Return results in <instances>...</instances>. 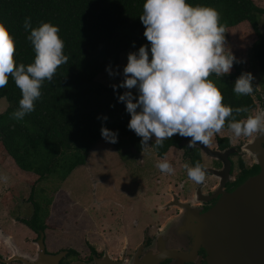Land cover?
I'll return each mask as SVG.
<instances>
[{
	"label": "trees",
	"instance_id": "obj_1",
	"mask_svg": "<svg viewBox=\"0 0 264 264\" xmlns=\"http://www.w3.org/2000/svg\"><path fill=\"white\" fill-rule=\"evenodd\" d=\"M144 3L145 0H0V23L14 39L17 64L28 65L35 57L27 39L30 31L23 27L26 17L31 18L33 27L41 22L59 27L63 51L69 57L67 63L58 67L51 82L44 81L42 95L34 102L35 110L22 120L11 117L22 98L14 80L9 77L7 86L0 88V99L7 102V108L0 113V151L6 170L19 183L30 187L32 214L17 221L35 233L40 231L45 236L53 201V196L47 195L48 189L40 187V183L51 180L62 184L76 168L83 166L89 152L102 139V126L118 133L113 145L123 162L133 159L143 149L141 137L128 128L131 117L125 104L118 101L124 88L117 87L114 91L96 78L118 66L122 55L127 59L128 53L138 52L142 45L148 47L151 58L150 42L139 19ZM186 3L216 9L225 29L247 22L256 36L249 54L264 79V36L258 28L264 9L252 0H186ZM242 72V67L234 64L230 74L209 77L221 91L224 105L249 109L237 119L256 108L253 82L252 95L238 96L233 91L234 82ZM262 85L264 88V80ZM132 93L134 97L138 95L137 90ZM104 116L106 121L101 119ZM222 130L229 131L227 126ZM181 140L182 136L174 134L160 147L155 142L148 145L159 158H164L171 148H181L178 145ZM216 143L220 149L230 146L228 138H216ZM184 160L190 165L196 162L202 165L198 149L186 151ZM56 190L57 187L53 191ZM39 236L40 233L36 240Z\"/></svg>",
	"mask_w": 264,
	"mask_h": 264
},
{
	"label": "clouds",
	"instance_id": "obj_2",
	"mask_svg": "<svg viewBox=\"0 0 264 264\" xmlns=\"http://www.w3.org/2000/svg\"><path fill=\"white\" fill-rule=\"evenodd\" d=\"M139 19L150 42L151 58L145 45L138 52L128 53L124 79L112 87L114 91L117 87L129 90L119 95L118 101L125 104L131 117L128 128L141 137L143 148L153 136L155 146L160 147L174 134L190 137L189 147L197 142L208 145L225 126L233 138L264 135V111L237 119L249 109L224 105L221 91L209 79L212 74H230L234 62H239L225 46V28L216 9L193 6L186 0H145ZM23 27L30 31L27 39L35 52L34 61L28 65L16 63L14 39L0 23V88L6 87L11 77L20 89L19 108L11 113L16 120L35 110L44 81L51 82L58 67L69 59L59 27L49 22L33 27L30 17L25 18ZM107 70L109 75L115 74ZM253 80L251 73L242 72L234 82V93L252 95ZM132 89L137 90L136 97ZM101 119L106 121L107 117ZM101 136L116 143L118 133L102 126ZM156 167L164 173L174 172L167 160L158 161ZM183 167L189 179L204 182L206 173L199 162Z\"/></svg>",
	"mask_w": 264,
	"mask_h": 264
},
{
	"label": "rangeland",
	"instance_id": "obj_3",
	"mask_svg": "<svg viewBox=\"0 0 264 264\" xmlns=\"http://www.w3.org/2000/svg\"><path fill=\"white\" fill-rule=\"evenodd\" d=\"M252 1L264 9V0ZM258 28L264 36V15L261 16ZM224 40L225 46L239 61L234 64H239L244 72L251 73L256 89L264 94V88L260 86L263 84V74L249 54V48L256 40L251 26L244 22L225 29ZM126 64L127 59L122 55L119 65L111 68L114 75H109L106 70L98 75L96 80L106 87L119 85L124 79L123 68ZM234 64L230 73L234 71ZM124 90L129 91L125 88ZM6 108V100L0 99V113ZM250 114L255 115L256 112L252 111ZM219 137H226L232 143L246 138L244 136L233 138L230 131H221L214 134L208 146L214 148L215 138ZM154 142L153 136L147 143ZM201 156L204 164L210 165V158L202 153ZM128 160L123 162L113 143L102 138L89 152L86 163L76 168L62 184L51 180L40 183V187L48 189L47 195L53 196L44 237L46 247L51 250L100 249L103 241L109 236L108 230L115 232L121 229L119 221L124 216L129 218L135 216L140 219L148 217L151 222L154 220L153 223H157L165 213L155 207L167 199L165 192L168 189L173 187L174 191L182 195L181 187L184 186L188 193H191L198 185L188 178L183 167L186 162L179 148H171L164 158H159L148 145L133 159ZM161 160H167L174 172L171 174L161 172L156 167L157 162ZM204 182L206 185L203 187L206 190L212 187L215 181L213 177L206 175ZM55 187L57 190L53 191ZM29 188L28 185L19 183L6 170L0 151V232L9 236L19 249L36 253L33 256L35 258L40 250L35 244L37 236L27 226L17 221V218H29L32 214ZM175 208L176 211L179 210ZM179 223L178 221L173 223L175 228H179ZM1 241L0 239V252L3 251Z\"/></svg>",
	"mask_w": 264,
	"mask_h": 264
},
{
	"label": "flooded vegetation",
	"instance_id": "obj_4",
	"mask_svg": "<svg viewBox=\"0 0 264 264\" xmlns=\"http://www.w3.org/2000/svg\"><path fill=\"white\" fill-rule=\"evenodd\" d=\"M260 86L262 87L263 85ZM255 90L256 94L253 98L256 103V108L253 111L258 113L264 111V94L260 93L256 87ZM187 141L189 142L188 139ZM250 143H253L250 147L252 154L244 150V147ZM229 145L228 148L220 149L215 138V146L212 148L219 151H224L229 148L235 149V153H232L228 158L231 162V171L230 179L225 183V191H229L231 188L238 186L246 178L259 171L260 167L256 161H264V135L254 133L236 143H232L229 140ZM179 149L182 150L183 158L186 156V151L190 152L187 147H181ZM210 160V165L206 166L202 158L203 168L222 169V162ZM206 175L213 177L215 181L213 186L206 190L204 189L205 182L196 185L197 187L191 193H188L187 188L184 186L181 187L183 191L182 195L174 191L173 187L168 189L165 192L167 199L155 207L156 209L160 208L165 213V216L158 219L157 223H153L154 220L151 222V219L148 217L140 219L135 216L131 218L124 216L119 221V228L121 229L118 231L115 230V232L108 230V232L110 231L108 233L109 236L103 241L100 249L87 248L86 250H79L69 248L51 250L45 244V253L49 255L48 257L59 255L52 259L53 261H57V264H208L205 250L202 246L195 243V240L187 234L186 230L179 226V228H175V225H172L170 228L168 227V229L165 228L166 223L178 217L177 215L180 211H176V208L173 206L162 209L163 206L177 203L172 198V194L177 199L188 202L193 201L194 193L202 188L200 189L199 200L195 204L202 211H207L216 202L215 199H210L212 195L211 190L219 184V179L212 174ZM165 229L166 231H164ZM33 233L36 236L39 233L41 234L40 231ZM43 237H45L44 234ZM35 254L30 253V256L33 257ZM7 259V251L5 255L0 253V264H5L2 260ZM31 262L33 263V261ZM18 263L20 264L18 261H12L8 264ZM33 264H36V261Z\"/></svg>",
	"mask_w": 264,
	"mask_h": 264
},
{
	"label": "water",
	"instance_id": "obj_5",
	"mask_svg": "<svg viewBox=\"0 0 264 264\" xmlns=\"http://www.w3.org/2000/svg\"><path fill=\"white\" fill-rule=\"evenodd\" d=\"M252 144H247L244 150L250 152ZM178 145L187 147L189 151L198 149L208 158L222 162L223 167L221 170L204 168L206 174H212L219 179V184L211 190L210 199H215V204L207 211L197 207L195 202L199 200L202 188L194 193L193 201L184 202L172 194L177 203L171 206L177 207L181 213L169 220L165 228L171 227L176 221L180 222L179 227L186 230L195 243L203 247L208 264H264V161H256L260 167L257 173L225 191V183L229 181L231 171L228 158L235 153L234 148L219 151L200 142L189 147L186 137H182ZM167 207L169 206H163L162 209ZM0 239L11 253L7 260H2L5 264L12 261L20 264H33L35 261L36 264H57L52 259L59 255L45 257L42 233L35 242L40 249L35 258L20 252L13 240L1 232Z\"/></svg>",
	"mask_w": 264,
	"mask_h": 264
},
{
	"label": "crops",
	"instance_id": "obj_6",
	"mask_svg": "<svg viewBox=\"0 0 264 264\" xmlns=\"http://www.w3.org/2000/svg\"><path fill=\"white\" fill-rule=\"evenodd\" d=\"M222 132H226V131H224V130H221ZM1 244H2V246H3V251L2 252H0L1 254H6V251L8 252V258L11 256V253H10V251L8 250V248L5 246V244L1 241ZM15 245V244H14ZM15 247L18 249V250H20V252H23V253H25V254H27L28 256H30V253L29 252H27V251H25V250H22L21 248L19 249L16 245H15ZM4 250H6V251H4Z\"/></svg>",
	"mask_w": 264,
	"mask_h": 264
}]
</instances>
